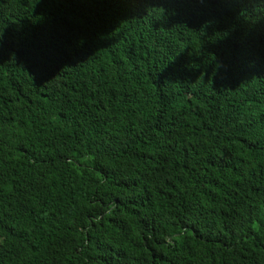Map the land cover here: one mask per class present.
Returning a JSON list of instances; mask_svg holds the SVG:
<instances>
[{
	"label": "trees",
	"instance_id": "obj_1",
	"mask_svg": "<svg viewBox=\"0 0 264 264\" xmlns=\"http://www.w3.org/2000/svg\"><path fill=\"white\" fill-rule=\"evenodd\" d=\"M0 264H264V0H0Z\"/></svg>",
	"mask_w": 264,
	"mask_h": 264
}]
</instances>
